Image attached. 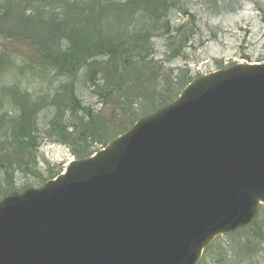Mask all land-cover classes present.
I'll use <instances>...</instances> for the list:
<instances>
[{"label": "water", "instance_id": "water-1", "mask_svg": "<svg viewBox=\"0 0 264 264\" xmlns=\"http://www.w3.org/2000/svg\"><path fill=\"white\" fill-rule=\"evenodd\" d=\"M95 155L0 202V264H198L264 204V63L192 80Z\"/></svg>", "mask_w": 264, "mask_h": 264}, {"label": "trees", "instance_id": "trees-1", "mask_svg": "<svg viewBox=\"0 0 264 264\" xmlns=\"http://www.w3.org/2000/svg\"><path fill=\"white\" fill-rule=\"evenodd\" d=\"M2 1L0 35L22 39L30 44L42 60L39 66L41 74L48 76L49 84L53 85L54 81L60 83L55 92L52 89L50 96L45 94L39 99L12 91V100L19 113L11 118L0 113L2 159L10 151H17L19 157H33L35 167L39 147L36 135L40 132L38 116L40 110L47 106H53L54 112L47 119L43 134L51 141L69 147L83 145L80 150L77 146L73 149L77 158L94 152L85 145L87 140L105 145L128 128L114 130L110 120L103 116L100 122L99 112L83 104L78 93L81 85L91 88L104 104L111 103L120 109L132 125L139 118L173 101L192 79L188 69L186 73L173 74L167 69L162 70L163 61L153 58V37L167 38V46L176 53L178 47L174 33L182 27L191 26L186 24L172 28L169 17L166 19V13L174 8L176 0ZM138 13L142 15L141 19L137 17ZM21 67L22 71H38V64L33 59ZM8 140L15 146H7ZM22 161L23 167L28 169L29 159ZM4 162L13 164L11 159ZM10 164H5L6 170ZM19 167L22 165L19 164ZM257 223L231 235L241 248L237 247L239 251H235L239 264H259L260 257L264 255V229ZM253 228L257 229L250 238L237 237ZM254 239L261 240L262 248L257 249L258 241Z\"/></svg>", "mask_w": 264, "mask_h": 264}, {"label": "rangeland", "instance_id": "rangeland-1", "mask_svg": "<svg viewBox=\"0 0 264 264\" xmlns=\"http://www.w3.org/2000/svg\"><path fill=\"white\" fill-rule=\"evenodd\" d=\"M192 15L194 17H191ZM167 16L172 28L186 24L191 26L182 27L180 31L174 33L178 47L175 49L176 53L171 52L167 46V38L153 37L155 51L153 58L155 61H163L162 70L183 74L188 69L193 79L199 73L207 74L217 70L219 65L225 66L233 62H259L258 60L264 58V0H176L174 8L166 13V19ZM137 17L141 19L142 15L138 13ZM192 19L195 21L194 24ZM32 59L38 64V71L36 73L27 69L22 71L21 66ZM41 62L35 49L24 40L0 35V113L6 118L14 117L19 113L12 100L13 90L19 94L27 93L33 99H39L45 94L50 96L53 88L52 92L57 89L59 81H54L53 85L49 84L48 76L41 74L39 70ZM79 87L81 88L78 93L83 104L99 112L100 122L103 116L106 120H110L114 130L130 127L129 121L120 109L111 103L104 104L91 88L82 85ZM53 108L47 106L39 112L40 132L36 135L39 147L36 151L35 167L33 157L32 159L27 155L19 157L17 151L12 153L10 151L6 158H0V199L13 191L41 186L53 173L64 170L69 160L75 159L76 156L73 154L75 146L78 147L77 150L83 146L77 144L69 147L61 142L51 141L50 137L43 134L47 119L53 115ZM7 143V146H15L10 140ZM85 145L89 150L97 151L104 144L89 139ZM5 159H11L13 162V166L10 162H4L11 165L7 170L2 163ZM27 159L30 162L28 169L24 168L22 163V160ZM19 164L22 167H19ZM258 215L257 226L264 229V205H261ZM255 229L237 237L250 238ZM234 240L231 235L220 237L204 254L202 264H239L235 258V251H239L236 250L238 244ZM254 241H258L257 249L262 248L260 239ZM230 255L233 260L230 259ZM259 262L264 264V255L260 257Z\"/></svg>", "mask_w": 264, "mask_h": 264}]
</instances>
